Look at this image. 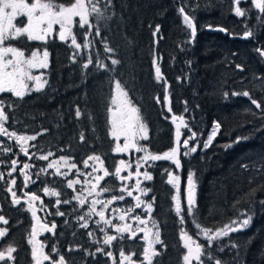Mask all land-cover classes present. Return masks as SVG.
Returning a JSON list of instances; mask_svg holds the SVG:
<instances>
[{"label": "trees", "instance_id": "1", "mask_svg": "<svg viewBox=\"0 0 264 264\" xmlns=\"http://www.w3.org/2000/svg\"><path fill=\"white\" fill-rule=\"evenodd\" d=\"M72 1L55 0L62 4ZM98 6L104 10L105 17L99 23L101 35L96 36L95 27L89 29L76 25V39L82 45L80 49L56 37L47 39L44 45L36 41H16L17 47L25 52L38 47L47 49L49 56L45 72L49 83L40 93L33 91L14 99L12 106L6 109L9 117L6 127L36 136L30 142L32 149L51 151L52 156L69 157L78 166L89 156L98 155L105 168L113 173L119 155L114 151V141L109 133L111 113L108 109L114 82L118 80L139 109L147 128V139H139V143L152 154L162 155L174 146L176 127L173 116L183 117L187 128L197 134L200 148L180 157V173L183 178L190 171L194 173L196 217L201 226L222 225L243 211L253 215L246 229L230 233L219 243L214 242L212 255L223 264H264V204L261 203L264 201V173L257 172L264 164V123L259 120L264 113L259 114L247 101L240 103L233 95L240 88L256 87L258 91L260 85H264V77L257 78V84L253 83L256 76L251 75V64L256 61L252 59L254 52L246 43L250 40L231 39L229 35H241L251 28L249 8L244 7V1L236 5L234 0H111L107 5L105 0H99ZM236 7L245 15L237 16ZM181 8L184 13L179 11ZM184 14L194 22V37L184 24ZM89 22L94 26L98 23L92 17ZM206 26H220L227 32L208 30ZM86 43L89 47L84 48ZM106 45L114 51L106 52ZM237 50H242L240 56ZM97 57L116 71L99 69L95 64ZM89 58L93 63L83 67ZM111 59L120 63L113 66ZM236 63L247 73L240 76ZM157 66L161 70L160 81L156 79ZM165 94L167 103L164 102ZM77 109L81 112L80 117L76 116ZM216 122L220 128L205 149V138ZM237 137L248 139L233 143ZM135 151L129 149L132 162L140 155L139 152L134 155ZM45 163L46 160H35L39 166ZM245 164L249 165L247 170L241 167ZM172 166L171 161L151 162L148 172L153 179L145 182L150 190L148 198L152 203V216L158 224L162 241L156 247L159 255L153 257V264H184L181 229L196 236L195 225L186 209L182 213L183 224L175 213L172 200L175 191L165 179L166 170ZM34 176L39 185L56 188L61 201H71L56 204L53 198L44 200L43 210L47 209V215L43 213L48 227L56 225L52 231L46 230L39 237L48 254L58 259L52 253L55 245L67 264H121L120 252L123 250L125 255L132 257L133 264H140L145 248L140 234L137 233L136 237L125 234L112 245L103 244L101 232H94L91 223L87 229L78 225L80 220L76 217L86 207L69 199L71 190L65 185L66 179L48 173ZM102 184L115 192L118 179L111 175ZM0 196L4 207L2 212L8 218V231L0 240V250L8 246L16 249L14 259L2 263L33 264L27 242V236L31 234L30 215L13 206L3 189ZM128 202L125 199L121 204ZM89 232L94 234L90 236ZM231 243L238 247H225ZM203 245L207 248V242ZM98 247L104 252H112V257L97 253ZM222 247L224 251L220 252Z\"/></svg>", "mask_w": 264, "mask_h": 264}, {"label": "snow or ice", "instance_id": "2", "mask_svg": "<svg viewBox=\"0 0 264 264\" xmlns=\"http://www.w3.org/2000/svg\"><path fill=\"white\" fill-rule=\"evenodd\" d=\"M111 0H105V5L110 3ZM237 3L243 2V0H236ZM255 3L256 8H260L264 10V4L257 2V0H253ZM99 0H75L74 3H71L70 6H65L62 3H57L55 0H34L31 4L26 2V0H0V93H11L15 97L23 98L26 94L35 91L36 93H40L45 90L46 86L48 85V81L46 79H42V75H33L32 69L40 68L45 69L48 67V56L49 53L47 50L43 52V58L38 57V53L33 51L31 57L26 58L25 52L20 50L16 47L6 46V43L11 40H18L22 37L27 38L28 41H45L46 38L52 34L53 32V25H59V38L63 41L66 40L72 32V26L74 22V18L78 17V24L81 28L87 26L89 29L95 27L96 29V36H100V28L99 23L102 22L104 17V10L101 9L99 6ZM181 13H184V9L181 8L179 10ZM235 14L237 16H243L245 13L239 8H235ZM27 17V23L24 24L23 27H18L15 20L20 19L22 22L23 17ZM90 17L96 19L98 22L97 25H93L89 22ZM184 24L191 29L192 36L194 37L196 34V29L193 24L192 19L187 15L184 14L183 17ZM224 31V29H221ZM156 32H159V26H157ZM251 35L250 32H245L244 36L249 37ZM102 39H105L102 37ZM71 43L75 46V48L80 49L82 47L81 44L77 43L75 36H72ZM84 48L89 47V44L86 43L83 45ZM105 51L108 53L113 52L114 50L111 47L105 46ZM260 55L264 56V51L257 49ZM10 54V55H9ZM75 58V57H74ZM93 63V59L89 58L87 63L83 65V67L87 68L90 64ZM120 63L117 59H111V65L116 66ZM153 63L155 64L156 61L154 60ZM95 64L99 69H103L104 71H108L114 73L116 69L114 67L109 68V66L100 60L98 57L95 59ZM239 68L240 66L237 65ZM155 74L157 81L162 79L161 70L157 66L155 68ZM28 81H34V85L30 86ZM115 88L117 90L116 95L113 97V104H116L117 107L113 110L111 107L108 111L111 113V131L110 134L119 140L120 136L124 137V146L121 147L117 144L116 148L114 149L115 152L121 153L126 152L128 149L133 148L137 152H144L145 154L137 159L136 162V177H140L142 175V179L144 181H150L153 179L152 175L148 172L147 167L151 166V162L155 161H171L177 169L181 167L180 161V154H181V147H183V155L187 156L191 153H195L197 151V147L195 145L190 146V141L196 139V133L193 132L191 136H188L186 139H183L181 143V136H182V126L187 128V124L184 121L183 117L177 118L173 116L172 120L173 123L176 124L175 130V141L174 146L170 148V150L165 151L162 155L161 154H152L146 147L143 145H139V141L137 137L142 140L147 139L146 135V127L141 121V117L139 115V109L132 104V101L128 99V93L123 91L120 82L117 80L115 83ZM233 95H237V93H233ZM242 95L249 97V93L247 91L243 92ZM227 96V93H225ZM251 98V97H249ZM164 102H168V96L165 94ZM157 103H160L159 98H157ZM251 103L256 106L257 109L261 108V105L256 101L252 100ZM11 107V105H9ZM4 102L0 101V135L6 136L9 139H15L18 142L21 152L24 155H28V150L25 147V144L29 140H35L36 136H20L17 135L15 132H9L4 124L8 121L9 117L4 111ZM169 111L171 109L169 108ZM76 116L80 117L81 112L79 109L76 110ZM177 119H179V123H176ZM220 125L216 123L214 125L213 131L211 135H209L206 142H204L203 147L206 149L212 143L214 137L219 130ZM140 133H144V135H140ZM39 135V134H38ZM84 136L81 134V141H83ZM248 137H237V139L233 143H240L242 140H246ZM232 145H226L225 147H231ZM12 149L5 148L4 151H11ZM53 155L51 152L48 153L47 156H40L39 159L41 160H48V157ZM65 163H68L64 157L60 158ZM89 160L98 161L99 168L93 166V172L89 173L88 176H92L93 173H97L99 171H103V175H95L93 183L87 177L85 178V184H90V188L85 189L88 191L89 196L95 195L99 197L103 192H111V187H105L101 185V182L105 180L106 177L110 175H115L121 181L127 180L133 176V173L129 171L128 176H122V167L118 166L115 169L114 174L109 173V171L104 167V161L101 159L100 156H90ZM18 163L17 160L12 161V170L15 171V165ZM85 167H89L88 161H84ZM120 165H125V161L121 160ZM54 165L49 163L48 168H52ZM144 166L145 170L143 173L140 172V168ZM30 165L25 163L24 169L29 168ZM127 167L131 168L132 165L128 164ZM244 170L249 168V165H241ZM24 169H21L23 172ZM72 169H76L77 173H79V169L76 168V164L72 163L69 171ZM41 172L47 171V169H41ZM258 173H264V164L257 169ZM58 175H67V173H60L59 169H57ZM166 174L168 175V183L176 189V195L172 197V200L175 201V213L177 216H180L181 224L184 223V216L182 213L184 209L181 205V176L174 174L173 172L167 171ZM11 175V172H9ZM0 179H3V174H0ZM25 186H27L28 182L30 181L29 177L25 175ZM13 185L16 184V180L13 179L11 181ZM80 183L79 180H72L69 179L67 183L68 188H73L74 184ZM141 180L139 178L136 179V189L140 191L142 195H147L150 191L146 188H141ZM196 181L194 178V173L189 172L186 181V189H185V201H186V211L189 217H191L192 222L194 223L196 229H198L196 235L203 237L207 241V248L198 243L196 240L193 239L184 229H181V239L184 240V247L187 248V254L184 255L183 261L184 264H192L193 261L196 264H205V261L208 264H223V261L220 259H216L211 252V249L214 245V242L219 243L221 238L229 237L230 233H236L243 229H246L252 220L251 216H247L246 213H241L240 215H244L247 218L242 220L235 219L231 220L229 223L224 224L222 227H217L214 231L209 228H204L201 224L197 221L196 217ZM131 186L128 184H124L120 188L121 195L115 196L113 195L111 199L107 201H102L100 199H93L92 203L89 207L88 213L86 215L91 217V215L95 214L100 217V220L97 221V225L103 222L105 225H111L115 227L116 233L119 235H108L105 229L100 228V231L105 232V239L103 240V244L105 245H112V242L117 239H123V233L130 232L131 237H136L137 232L131 230V225H123V226H115L112 225V221L110 219H106L105 212L103 209H107L109 205L113 203V201L120 200L123 201L125 199V194L128 197H133V191L130 190ZM9 191L12 193V203L19 205L21 203L20 198L17 197L15 191L9 188ZM43 191L46 195L52 197H59L61 194L53 188H44ZM27 195V194H26ZM38 197L35 194L31 195L29 205L31 208V201L37 200ZM73 199L78 200L80 205L86 204V199L81 198L80 195L73 197ZM137 203L135 208H140L142 205L146 208L148 213L152 212V204H144V201L140 199V196H135ZM71 201L63 200L61 201L59 198L56 200V204L64 203L68 204ZM264 204V201H261ZM97 205H101V210H97ZM134 209L132 207L127 208L124 210V214L119 216L121 221L125 220V217L130 213H133ZM59 215L63 216L64 213H58ZM33 218H36V213L32 211ZM138 224H146L147 222L141 220L139 216L133 217ZM79 220H84V223L80 225V227L87 229L88 222L84 216L78 217ZM0 221L4 224H7L8 221L3 217L0 216ZM153 226L155 227V221L152 222ZM56 227L55 224L49 228L47 224L41 225V230L52 231ZM140 231H144L145 237H147L150 233V229H139ZM7 228L0 227V238H4L7 233ZM36 228L33 226L32 230V238L29 239L28 243L32 244V257L35 260V264H43L44 261H48L49 264H67L64 255L60 254L59 249L57 246H52V253H54L58 259H55L52 254H45L43 250V245L39 247L36 246L35 236H36ZM89 235L92 236L93 233L89 232ZM154 239L150 240L148 246L144 248L143 252V260L140 264H153V257L158 256L159 253L156 252L153 248L155 244H161L162 241L160 240V233L156 231L153 233ZM225 247L236 248L238 245L235 243H231ZM16 249L12 246H8L5 250L0 251V261L13 260V253ZM69 251H72L70 248ZM220 252L224 251V248L219 249ZM97 253H104L105 255L112 257V252H104L103 248H97ZM88 255H95V253H88ZM120 256L122 258L121 264H124L125 261L128 264H133L132 257L130 255H125L123 250L120 252Z\"/></svg>", "mask_w": 264, "mask_h": 264}, {"label": "rangeland", "instance_id": "3", "mask_svg": "<svg viewBox=\"0 0 264 264\" xmlns=\"http://www.w3.org/2000/svg\"><path fill=\"white\" fill-rule=\"evenodd\" d=\"M26 2L31 4L32 2H34V0H26ZM74 2H75V0H73L71 3H74ZM71 3L64 4V5L65 6H70ZM14 23H16V25L18 27H23L24 24L27 23V17L26 16L23 17L22 18V22H21L20 19H17V20L14 21ZM76 25L79 26L78 17L74 18L71 35L66 39L68 41V43H71L72 36H75V38H76V34H75V26ZM59 31H60L59 25H53V32H52L51 35H49L46 38V40L51 38V37H56V38L60 39L59 38ZM18 40L19 41H21V40L23 41L24 40L26 43L29 42L27 40L26 36L22 37V38H20ZM18 40H11V41L6 43V46L16 47V48L22 50L20 47H17V42L16 41H18ZM45 41H38V42H40L41 45H44ZM72 46L75 48V46L73 44H72ZM33 51H36L38 53V57L39 58H43V52L45 51V49L41 48V47L34 48L32 50H29L28 52L24 51L26 58L31 57V54H32ZM31 71H32L33 75H42V79H44L45 74H46V72H45L46 68L45 69L35 68V69H32ZM34 83H35L34 81H28V84L30 86H33ZM115 83L116 82H114V86H113L112 100H113V97L116 95V92H117V90L115 88ZM123 91H125V90L123 89ZM14 97L15 96L12 95L11 93H0V101H3L5 106L11 105V102H12L11 98H14ZM128 99H130L129 96H128ZM112 100H111V108L113 110H115L117 105L113 104ZM8 107H10V106H8ZM111 119H112V116L108 120V122H109V133L111 131ZM184 121L186 122L185 119H184ZM177 122L179 123V119H177L176 123ZM142 123L145 125V123L143 121H142ZM175 127H176V124H175ZM5 128L9 132H15V131H13L11 129H8L7 127H5ZM213 128H214V126H212V128L210 129V132H209V134H207L204 142H206L208 137H209V135H211V133L213 131ZM146 130H147V128H146ZM181 131H182L181 143H182L183 139H186L188 136H191V134L194 132V131H192V130H190L188 128H184L183 126H182ZM15 133L17 135H20V136H33L32 134H25V133H18V132H15ZM140 135L142 136V135H144V133H140ZM110 136L113 138V141H114V149L116 148L117 144H119L121 147L124 146V137L123 136H120L119 140H117L111 134H110ZM196 136H197V134H196ZM137 140L139 141V137H137ZM30 142H31V140L27 141V143L25 144V147L28 150V154L31 156L30 159L26 160V159H22V157L25 156V155H23L21 153V150H20V147L18 145V142L15 139H11L10 141H8L6 138H0V174H3V179H0L1 180L0 182L2 183V189H3V191H5V193L10 198V202L11 203H12L13 197H12V193L9 191V188H11L13 191H15L16 194H17V197L20 198V200H21V203L19 205H16V204L12 203L13 206L16 205L20 209H23V211L25 213H28L30 215V216L28 215L29 218L33 219L32 207L30 208V205H29L30 197H29V195H26V193H24V192L22 193V191H21L23 189L22 188V179L25 180V175H27L29 177L30 181H34V183L33 182H28L27 185H29L30 187L33 188L35 195L38 197V199L34 203L37 206V210L39 212L41 210H43V206L45 204L44 200L46 198H49V199L53 198V199L57 200L58 198L61 199L62 197H61V195L59 197H55V196L50 197V196L46 195L45 192L43 191V189L46 188V187L47 188H52V187L50 185H48V184L39 185L40 183H38L37 179L35 178V176H34L35 174H37V173H48L49 176L50 175L51 176L54 175V176L61 177L62 179H66V182H65L66 187H67V183H68L69 179L79 180L80 183L74 184L73 188H68L67 187L68 189L71 190V196L69 197L70 200H74L75 202L76 201L78 202V200L73 199V197H75L77 195H80L81 198L86 199V204L84 205L86 208L84 209L82 214L80 213L79 217L80 216H84L85 219L88 222V225H89V223H91V225H93L92 229L94 230V232H96L97 230L100 231V228H103V229H105V231L107 232L108 235H119V234L116 233V230H115L114 226L105 225L103 222H101L99 224V226H98L97 223H96L97 221L100 220V217L98 215L93 214V215H91V217H88L86 215V213H88L89 207H90L93 199H100L102 201H107V200L111 199V197L113 195L119 196V195H121V192H120L121 186L124 185V184H128V185L131 186L130 190L133 191V197H128L125 194V199H127V201H129V202H128V204L125 203L124 205L121 204L120 200L113 201V203L111 205H109L107 209H103L104 212H105V217H106V219H110L112 221V225H115V226H123L125 224L131 225V230L132 231H136L142 237V240L144 241L143 242L144 247H147L149 241L155 238L153 233H155L156 231H159V228H158L157 222L155 221V219L152 216V212L148 213V211L146 210V208L143 205L140 208H135V205L137 203L136 199H134L135 196H140V199L144 201V204L151 203V200L148 198L149 194L142 195L140 193V191H138L136 189V179L137 178H139L141 180L140 187L147 189V187L145 185L146 181H144L142 179V175L140 177H136V175H135V172H136L135 165H136L137 159L139 157L143 156L145 154L144 152H139L140 155L138 157H136L133 162H132L133 158L131 159V157L129 155V149L126 152H121V153H117L116 152L119 155L116 167L120 166L123 169L122 172H121V175L122 176H128L129 171H131L133 173V176L131 178L127 179V180L121 181L118 177H116L114 175L118 179V187H117L116 191L115 192H113V191H111V192H103V193L100 194L99 197H96L95 195L89 196L88 195V191L85 190L87 188H90V184H85V178L87 177L89 180H91L94 183L95 182L94 176L95 175H102L103 171H99L97 173H93L92 176H88L89 173L93 172V166L96 167V168H99V162L98 161L89 160L88 159L90 157L89 156L86 159L88 161L89 167L86 168L85 165H84V161L85 160L82 162L81 166H78L69 157H64L65 160L68 161V163H65L64 161H62L60 159L63 156L58 157V156H52L51 155V156L48 157V160H46V163H45L44 166H39V165L35 164V160L38 159L40 156H47L48 153L51 152V151L42 152V151H37L35 149H32V146H31ZM198 144H199V141H198L197 137H196L195 140L190 141V146L191 145H195L197 147V150L200 148L198 146ZM139 145H140V143H139ZM9 147L12 149L11 151H4L5 148H9ZM183 151H184V149H183V147H181V154H180L179 158L181 156H184L182 154ZM136 153H138V152L135 151L134 155ZM91 156H98V155H91ZM13 160H17L18 161V163L15 165V171L12 170V161ZM121 160L125 161V165H123V166L120 165V161ZM25 163L29 164L30 167L27 168V169H24V164ZM49 163L53 164L54 166L52 168H48V164ZM72 163L76 164V168L79 169V173H77L76 169H72L71 171H69ZM128 164H131L132 167L131 168L127 167ZM148 167H147V170H148ZM42 168L43 169H47V171L41 172L40 170ZM21 169H24L23 172H21ZM57 169H59L60 173H67V175H58L57 174ZM144 170H145V168H144V166H142L140 168V172L143 173ZM9 171H12L11 175H9ZM167 171L173 172L174 174H177V175L181 176L180 168L177 169L175 165L172 166V167H169L167 169ZM114 172H115V170L113 171V174H114ZM109 173H111V172L109 171ZM165 174H166V172H165ZM187 176H185L184 178L181 176V205H182L183 209L184 208L186 209V201H185L184 197H185ZM165 177H166L165 178L166 182L168 183V175L166 174ZM13 179L16 180V184L15 185L10 183ZM25 184H26V182H25ZM101 185L105 186V185L102 184V182H101ZM172 188H173V186H172ZM53 189L58 191L56 188H53ZM173 190L175 191L174 195H176V189L173 188ZM63 200H65V199H62V201ZM173 202L175 203V201H173ZM78 204H79V202H78ZM96 207H97V210H101V205H97ZM129 207H132L134 209L133 213H130L129 215H127L125 217V220L121 221L119 219V216L123 215L124 214V210H126ZM241 213H246L247 216H251L252 219H253V215H251L248 211H243ZM240 214L238 215V217H236V218H234L232 220H235V219L242 220L244 218H247L246 216L240 215ZM134 216H139L141 220H144L147 223L146 224H138V221H136L133 218ZM76 219H78V217H76ZM39 221H42L41 218H40ZM153 221H155V224H156L155 227L153 226V223H152ZM229 222H227V223H229ZM251 222H252V220H251ZM83 223H84V220H80L78 225H81ZM227 223H224V224H227ZM224 224L216 226V227H205V226H202V227L209 228V229H212L214 231L217 227H222ZM139 229H145V230L150 229L151 231H150L149 235L147 237H145L144 231H140ZM29 230H30V228H29ZM194 230H195V234H196L198 229H196V227H194ZM42 231L43 230H41V226L39 224L37 229H36V232H37V234L40 235L42 233ZM184 231H186V230L184 229ZM94 232H93V234H94ZM100 232H101V237H102V241H103L105 239V232H102V231H100ZM187 233L190 236H192L193 239L196 240L198 243L203 244V242H205V243L207 242L206 239L203 237V235L194 236V235L190 234L189 232H187ZM125 234H129V236H131L130 232L123 233L122 235L125 236ZM31 238H32V236L29 233V236H27V242ZM145 238H147V239L145 240ZM183 244H184V240H183ZM157 245L158 244L153 245V248H154L155 251H156ZM28 246H29V249H30L31 255H32V247H33V245L28 243ZM5 249H3V250H5ZM43 250H44L45 254H48V251L45 250L44 245H43ZM186 254H187V248L184 247L183 257ZM183 257H182V260H183ZM32 259H33V257H32ZM32 261L34 263L35 260L33 259ZM183 263H184V261H183ZM43 264H46V261H44ZM192 264H196V262L193 261ZM205 264H207V263L205 262Z\"/></svg>", "mask_w": 264, "mask_h": 264}, {"label": "flooded vegetation", "instance_id": "4", "mask_svg": "<svg viewBox=\"0 0 264 264\" xmlns=\"http://www.w3.org/2000/svg\"><path fill=\"white\" fill-rule=\"evenodd\" d=\"M243 1H244V7L245 8H249L248 15H249V17L251 19V21L249 22V25H250L251 28L249 30H247L246 32H250L251 35L249 37H241V35L245 33L244 32L241 35H239V34L234 35L236 37L233 38L234 37L233 36V37H231V39H238V40H240V39H248V40H250V42H246V43L249 44V47L254 52L252 59L254 61H256L254 64H251V75L256 76V78L253 79V83L257 84V82H258L257 78L262 77V76L264 77V56L260 55V53L257 51V49H260L261 51H264V10H262L260 8H256L255 3L253 2V0H243ZM257 2L264 4V0H257ZM246 3H249L248 7L246 6ZM234 4L239 5V3L236 2V0H234ZM208 30H210V29H208ZM191 35H192V31H191ZM36 42H38V41H36ZM243 43L245 44V42H243ZM44 49L47 50L46 48H44ZM241 51L239 50V52H238V50H237L239 56H240ZM239 59H241V58H234V60L240 61ZM249 60L251 61L250 58H249ZM258 62H260L261 65H258ZM237 65H239L240 67L238 68ZM235 67L239 71V75L240 76L247 73L245 70H243V66L242 65L236 63ZM44 79H46V74H45ZM245 91H247L249 93V97H251V98L242 95V93L245 92ZM236 93H237L236 96L238 97V100H239L240 103H243V102L247 101L255 110H257L259 112V114L263 115V113H264V111H263V109H264V85L263 86L260 85L258 91H257L256 87H253L251 89L240 88L239 91H237ZM15 98L16 97L11 98V100H12L11 106L14 103V99ZM253 99L256 100L261 105L260 109H257L256 106L251 103V101ZM8 106L9 105L4 107L5 113H6V109L9 108ZM259 120H260V122L264 123V115L261 116V118ZM5 124H6V122H5ZM5 124H4V126L6 127ZM0 138H6L8 141L11 140L8 137L3 136V135H0ZM21 153L24 155L23 152H21ZM25 157H26L27 160L31 158V156L29 154L27 156L25 155ZM9 172L12 173V171H9ZM102 175H103V173H102ZM109 177H111V175L106 177L105 179H107ZM22 188H23L21 190L22 193L24 192L27 195H28V193L29 194H35L32 187H30L29 185L25 186V180H23V179H22ZM1 191H2V183L0 182V192ZM3 210H4V207L1 204V196H0V216H3L8 221L7 216L2 212ZM43 212L45 213V215H47V209L46 208H44V210H41L40 212L37 210L38 219L40 220V218H41V220H42V221H39L40 226L44 225V224H47V226H48V223L46 221V217L44 216ZM31 224H32V219H30V225ZM0 227L7 228L8 227V223L4 224L2 221H0ZM44 232L46 233L47 231L43 230L42 233H44ZM40 235L38 234V237H40ZM0 240H1V238H0ZM40 243L42 245L41 240H40ZM2 262L3 261H0V264H5V263H2Z\"/></svg>", "mask_w": 264, "mask_h": 264}, {"label": "water", "instance_id": "5", "mask_svg": "<svg viewBox=\"0 0 264 264\" xmlns=\"http://www.w3.org/2000/svg\"><path fill=\"white\" fill-rule=\"evenodd\" d=\"M192 21H193V20H192ZM193 24H194V22H193ZM205 28H206V29H210V30H212V31H214V30H220V31H222L221 29H224V28H222V27H220V26H214V27L206 26ZM222 32H223V33H226L227 31H226V29H224V31H222ZM233 36H234V35L230 34V37H233ZM241 37H245L244 34H242ZM28 195H29V197L31 198V195H32V194H29V193H28ZM31 207H32V211L34 210L35 213H36V218H33V219H32V224H31V235H32L33 226H35V228L37 229V227H38V225H39V221H38L37 207H36L34 201H31ZM35 241L37 242V243H36V246L39 247V246L41 245V243H40V239H39V237H38V234H36V236H35ZM34 264H35V261H34Z\"/></svg>", "mask_w": 264, "mask_h": 264}, {"label": "bare ground", "instance_id": "6", "mask_svg": "<svg viewBox=\"0 0 264 264\" xmlns=\"http://www.w3.org/2000/svg\"><path fill=\"white\" fill-rule=\"evenodd\" d=\"M196 2H197V1H196ZM191 4H192V3H191ZM196 4H197V3H196ZM195 13H196V12H195ZM195 13H194V14H195ZM188 14H189V13H188ZM200 24H201V23H200ZM216 123H217V122H216ZM260 128H261V127H260Z\"/></svg>", "mask_w": 264, "mask_h": 264}]
</instances>
